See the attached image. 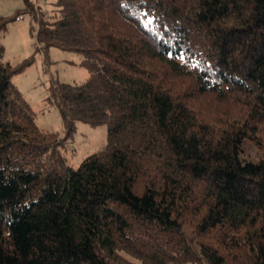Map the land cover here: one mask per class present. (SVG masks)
<instances>
[{
  "label": "trees",
  "instance_id": "16d2710c",
  "mask_svg": "<svg viewBox=\"0 0 264 264\" xmlns=\"http://www.w3.org/2000/svg\"><path fill=\"white\" fill-rule=\"evenodd\" d=\"M35 47L82 56L51 74L42 132L1 61L0 264H264V0H35ZM77 122L105 142L77 166Z\"/></svg>",
  "mask_w": 264,
  "mask_h": 264
},
{
  "label": "rangeland",
  "instance_id": "374dc122",
  "mask_svg": "<svg viewBox=\"0 0 264 264\" xmlns=\"http://www.w3.org/2000/svg\"><path fill=\"white\" fill-rule=\"evenodd\" d=\"M45 11H51L54 0H35ZM22 6V0H0V16H9ZM28 15L9 22L5 31L0 32V44L4 47L1 61L15 65L23 59L30 63L11 78L12 85L20 91L28 102L34 122L42 132H61L62 120L49 101L48 88L51 74L59 81L78 84L88 75L82 65V56L70 50L50 46L47 50L48 65L44 53L35 47V32L29 30ZM105 123L91 126L77 122L70 141L61 147V153L73 167L88 154L97 150L106 139Z\"/></svg>",
  "mask_w": 264,
  "mask_h": 264
}]
</instances>
